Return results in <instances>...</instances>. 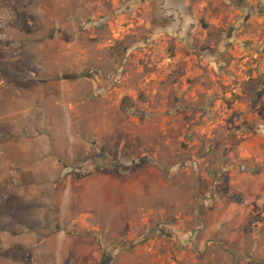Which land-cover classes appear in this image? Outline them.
I'll list each match as a JSON object with an SVG mask.
<instances>
[{"label": "rangeland", "instance_id": "rangeland-1", "mask_svg": "<svg viewBox=\"0 0 264 264\" xmlns=\"http://www.w3.org/2000/svg\"><path fill=\"white\" fill-rule=\"evenodd\" d=\"M150 167L169 182L156 216L99 236V264H150L129 257L146 248L153 264H264V0H0V264H42L43 239L77 230L61 217L66 181L135 185ZM107 189L105 219L149 204ZM245 201L240 226L221 224ZM209 212L214 263L195 252Z\"/></svg>", "mask_w": 264, "mask_h": 264}, {"label": "crops", "instance_id": "crops-1", "mask_svg": "<svg viewBox=\"0 0 264 264\" xmlns=\"http://www.w3.org/2000/svg\"><path fill=\"white\" fill-rule=\"evenodd\" d=\"M202 94L204 96L199 97L198 100L202 98V100L206 101L211 95V93L209 92L206 93L205 90L202 91ZM133 175H137L134 176V178H138V181L135 185H133L134 183H132V181H130L129 179L126 181H119L121 179L130 177L129 175L122 176L120 174H109L105 172H96V174L73 184L71 183V181H66L67 187L64 190L62 198V201L64 203V210L61 211V217L66 220L67 225L76 227L77 230L73 231L69 229L66 232L67 235L63 231L57 233L58 236H61L60 240L62 241V245L60 247L56 246L57 240L54 236L43 239L42 241H45L46 246L45 244H43L44 248L43 246L39 247L40 258L42 260H45V262H43L42 264H51L49 262L50 256H53L54 258L53 264H64L65 260L69 259V253L71 251L75 254V256H79L83 260L92 259L94 261V264H99V236H104L106 233H112L117 237L124 232V226H127L129 228L147 226L148 219L154 215L156 216L157 214L156 209L154 208L155 206H153L152 204L153 200H158V198L162 199L163 191L168 189L169 182L166 178H164L163 173L157 167H150V170L145 172L144 174L135 173ZM141 180H143L142 185H140ZM145 180L147 181L145 182ZM117 188H120V193L125 192V188H129L131 191L134 190V193L136 194L134 195V197L136 198H141L142 196L147 195V197L145 196L144 199L149 202L148 206L142 207L139 210H135L133 212H129L126 204H122L121 206L116 208L117 212L114 213V215L107 216V218L105 219V217L102 215L103 207L99 205L100 203L98 202L100 198L104 196V193L107 192L106 189L110 191L116 190ZM261 189V187H256V194H261ZM217 202H219L218 205H222V202L220 200ZM161 204L162 203H160L159 205V214L161 218H163L166 212L164 209H160L163 206ZM249 204V201H245L242 204L233 202L229 205H225V214L221 220V224L226 223L230 227L240 226L243 221V215L240 218H236L233 214L234 212L232 211H242L247 215L248 209L246 208ZM252 206L253 205L250 204L249 208H253ZM254 206L257 209H259V207L263 208L264 202L258 200L256 201V204H254ZM209 213V229L207 232H204V236L198 241V246L195 248V252L203 253L204 251H206L205 253L207 254V256H211L207 257L208 261H206L205 263H214L215 257L212 254V249L215 248L214 244H216L217 240L215 241V238L213 237L214 235H216L218 229L217 227L219 226L217 223H212L211 221V217L215 214H212L211 212ZM205 216L206 215L197 216L196 221H200L202 224H204ZM125 239H128L129 241L132 240L130 235H126ZM253 239H256V237L254 238L253 236ZM25 240L28 241L27 238L24 239V241ZM224 242L227 244L226 247L230 249L232 248L234 253L243 255V250L245 248V238L240 239V245L235 242L234 236H230V238L227 237ZM257 243L258 240H253V246L250 253L254 254L257 250L263 248L258 247ZM70 247L72 248L71 250H69ZM132 254L133 255L129 256L132 259H136L138 255L144 254L147 258H149V260L151 259V261L149 262L150 264H153L152 260L154 261L157 258H163L162 255L160 256L159 251H153L151 248L135 251ZM123 255L125 254H122V256ZM121 258L123 259L124 256ZM249 262V259H244L245 264H251V262Z\"/></svg>", "mask_w": 264, "mask_h": 264}, {"label": "trees", "instance_id": "trees-1", "mask_svg": "<svg viewBox=\"0 0 264 264\" xmlns=\"http://www.w3.org/2000/svg\"><path fill=\"white\" fill-rule=\"evenodd\" d=\"M163 174H164V173H163ZM165 178L168 179V174H167V176H165Z\"/></svg>", "mask_w": 264, "mask_h": 264}]
</instances>
